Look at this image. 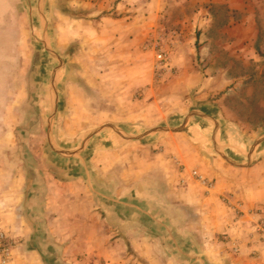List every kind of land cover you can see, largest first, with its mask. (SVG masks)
I'll use <instances>...</instances> for the list:
<instances>
[{"label": "crops", "instance_id": "obj_1", "mask_svg": "<svg viewBox=\"0 0 264 264\" xmlns=\"http://www.w3.org/2000/svg\"><path fill=\"white\" fill-rule=\"evenodd\" d=\"M117 2L78 0L89 13L77 19L65 13L55 28L61 50L77 46L59 74L53 137L67 142L75 135L73 141L83 143L104 126L86 153L67 159L30 149L31 136L40 141L45 129V57L34 75L37 90L29 77L15 88L21 64L13 33L23 23L26 0H0V231L15 242L9 264H264V247L250 239L264 217V146L250 156L239 142L236 154L250 165L227 167L209 144L215 126L202 120L145 140H121L107 130L171 126L192 102L221 89L189 70L193 59L187 57L176 60V76L156 78L157 58L133 55V43L148 31L135 11L127 16L131 8ZM249 14L244 24L231 20L223 30L245 27L247 46L255 49L264 23L254 5ZM221 106L206 109L219 119L220 132L219 112H233L224 101ZM193 169L213 178L215 188L207 192Z\"/></svg>", "mask_w": 264, "mask_h": 264}, {"label": "rangeland", "instance_id": "obj_2", "mask_svg": "<svg viewBox=\"0 0 264 264\" xmlns=\"http://www.w3.org/2000/svg\"><path fill=\"white\" fill-rule=\"evenodd\" d=\"M113 1H116V7L118 2L117 0ZM122 1L125 2L126 8H131L126 12V15H132L135 11V16L141 19L143 30L148 31L142 35L141 42L138 40L137 43H133V50L136 51L133 55H144V53H147L150 57L155 58L156 61L157 53L163 51L170 60L169 68L164 70H159L160 67L156 63V78H164L162 81L165 82L168 78L176 76L179 69L175 65L176 60L181 57L184 59L187 57L188 60L193 59L189 70H199L203 77L217 82L221 88L216 95H208L200 103L192 102L187 111H184L174 124H170L171 126L163 122L159 126L146 128L141 132L130 133L135 136L155 127L169 128L168 131L151 132L144 138L137 139L145 140L146 138L149 139L160 134H166L164 132H168V134L182 132L187 123L179 131L171 128L180 127L191 111H200L208 114L206 109H210L211 104L219 107L224 101V105L231 107L233 112L223 113L217 110L219 112L218 117L223 122L222 132L220 130L217 132V136L222 135V137L218 136L219 139L217 137L216 141L221 152L215 148L214 142L209 138L212 152L227 167L231 165H250L240 161L244 159L236 152L240 151L241 144L239 142H244L247 149L245 152L248 154L255 141L264 136V48L260 47L264 41V29L259 33L261 38L257 41L259 45L255 46V50L247 46L251 40L245 27L237 31L223 30V28L231 20L238 25L244 24L250 15L249 9L252 10L253 5L256 9L257 21L259 25H262L264 23V0H120V2ZM231 4L236 6V8H231ZM24 5L25 15L23 23H20L19 29L13 33V37L17 42L14 54L19 58L18 63L21 64V68L18 70L20 78L18 77L19 79L14 80V87L22 88V83H24L25 87L28 81L27 77H29L30 89L33 91L37 90L38 79H34V75L42 68L41 59L44 55L46 72L44 85L46 88L45 129L43 131V139H41L40 132V141L36 137L37 134H34V137L31 136L35 141L30 149L37 150L38 148L40 152L46 151L54 156L63 157L54 151L50 145L47 130L48 119L55 98L52 91V76L59 60L48 51L43 40L59 53L63 59L71 55L77 46L76 42L61 50L58 46L59 35L55 31L56 25L63 21L62 17L65 16V13L77 19L81 15L85 17L84 15L88 14L91 9L84 3L78 5V0H26ZM101 15L102 12L100 11V14H97L96 17ZM235 39L238 40V45L241 42L243 45L235 48L233 46ZM64 67L65 60L62 70ZM43 69L44 67L41 70ZM23 74L24 78L22 79ZM195 81L194 79L193 83ZM236 85L238 86L237 88L235 87ZM191 90H193L192 94L196 93V87L192 86ZM193 118L207 122L211 127L215 126V122L205 116L195 115L190 119ZM216 119L219 120L218 118ZM34 127L37 129L36 126ZM118 129L121 130L120 128ZM107 130L115 135L117 133V136H121L119 137L121 140L128 139L113 128ZM211 130L214 131L212 128ZM31 134H33L32 130ZM124 134L131 135L128 131H125ZM230 134L234 137L233 141H229ZM79 137L71 135L69 136L71 141L65 142V140L59 139L57 142L52 134L54 144L62 150L79 149L82 142L73 141L74 138ZM240 138L242 139L241 141ZM261 146H264V141L258 144L254 150L261 148ZM85 150L86 145L78 155L65 158L79 159L78 156H82ZM30 163L36 165L37 160L32 158ZM225 199L228 201L226 196ZM102 264L105 263L103 262Z\"/></svg>", "mask_w": 264, "mask_h": 264}, {"label": "water", "instance_id": "obj_3", "mask_svg": "<svg viewBox=\"0 0 264 264\" xmlns=\"http://www.w3.org/2000/svg\"><path fill=\"white\" fill-rule=\"evenodd\" d=\"M46 48L48 49L49 52H51L52 54H54V56H56L59 60V63L58 65L56 66V68L54 69L53 71V76H52V91L54 93V101H53V106H52V111H51V114L49 116V119H48V127H47V130H48V137H49V142H50V145L52 146V148L54 149V151H56L57 153L61 154L62 156H66V157H69V156H75V155H78L85 147L86 143L88 142V140L95 134L97 133L99 130H101L104 126H100L98 128H95L91 134H89L85 140L83 141L81 147L77 150H62L60 148H58L54 142H53V138H52V134H53V122H54V118H55V115H56V112H57V109H58V104H59V96H58V90H57V82H58V78H59V74L64 66V59L59 55V53H57L53 48H51L49 45H47V43L43 40ZM195 115H200V116H205L207 118H210L212 119L214 122H215V128H214V131H213V135H212V140L215 144V148L219 151V146L216 142V136H217V132L219 130V122L217 119H215L213 116L207 114V113H204V112H200V111H191L187 116L186 118L184 119L182 125L178 128H171L172 130H175V131H179L181 130L185 124L187 123V121L195 116ZM111 128H113L114 130H116L119 134L123 135L124 137L128 138V139H142L144 138L147 134L151 133V132H155V131H168L169 128L168 127H155V128H152L140 135H125L124 132L122 130H119L117 127L113 126V125H110ZM264 141V136L260 137L259 139H257L253 145V147L250 149L249 151V155L251 156L252 153L254 152V149L255 147L260 144L261 142ZM223 154V153H222ZM229 161H231L228 157H226Z\"/></svg>", "mask_w": 264, "mask_h": 264}, {"label": "built area", "instance_id": "obj_4", "mask_svg": "<svg viewBox=\"0 0 264 264\" xmlns=\"http://www.w3.org/2000/svg\"><path fill=\"white\" fill-rule=\"evenodd\" d=\"M157 66L159 70L168 69L170 66V60L167 58L165 52L161 51L157 53ZM191 176L202 184L207 192L212 191L215 188V180L208 177L198 169H193L190 172ZM227 236V235H225ZM250 239L257 242L264 247V217L260 216L254 226V231L250 234ZM15 242L9 238L4 231H0V264H9Z\"/></svg>", "mask_w": 264, "mask_h": 264}]
</instances>
